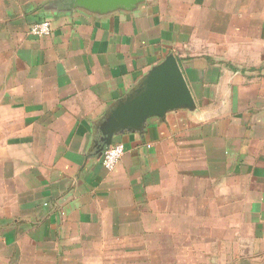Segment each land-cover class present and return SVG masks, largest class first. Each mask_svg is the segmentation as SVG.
Instances as JSON below:
<instances>
[{
    "label": "crops",
    "instance_id": "0c3cea01",
    "mask_svg": "<svg viewBox=\"0 0 264 264\" xmlns=\"http://www.w3.org/2000/svg\"><path fill=\"white\" fill-rule=\"evenodd\" d=\"M45 20L52 33L32 34ZM169 53L196 107L118 134L125 154L108 171L101 123ZM256 256L264 264V0L109 13L0 0V264Z\"/></svg>",
    "mask_w": 264,
    "mask_h": 264
},
{
    "label": "water",
    "instance_id": "95a60500",
    "mask_svg": "<svg viewBox=\"0 0 264 264\" xmlns=\"http://www.w3.org/2000/svg\"><path fill=\"white\" fill-rule=\"evenodd\" d=\"M145 0H74L76 6L109 13L118 9H133ZM196 101L183 73L177 56L169 53L153 66L141 84L119 100L107 113L100 125L101 152L114 143V138L124 131L145 129L151 117L164 118L179 109H194Z\"/></svg>",
    "mask_w": 264,
    "mask_h": 264
},
{
    "label": "built area",
    "instance_id": "2783aa9c",
    "mask_svg": "<svg viewBox=\"0 0 264 264\" xmlns=\"http://www.w3.org/2000/svg\"><path fill=\"white\" fill-rule=\"evenodd\" d=\"M53 30V26H52V22L49 20H45V21H41V22H36L34 23L31 28L30 31L32 34L37 35V36H48L52 33ZM122 146L123 147V155L122 157L118 160V162L116 163V165L114 167H107L105 165V160L107 158V154L109 152L110 148H113L115 146ZM125 145L123 143L120 142H114L112 143L110 146H107L103 152V166L108 170V171H113L117 165L119 164V162L121 161V159L123 158L124 154H125Z\"/></svg>",
    "mask_w": 264,
    "mask_h": 264
},
{
    "label": "rangeland",
    "instance_id": "374dc122",
    "mask_svg": "<svg viewBox=\"0 0 264 264\" xmlns=\"http://www.w3.org/2000/svg\"><path fill=\"white\" fill-rule=\"evenodd\" d=\"M212 232H208V234H207V236H209V234H211ZM215 233H221V232H215ZM214 234V233H213ZM227 235H229V233L227 234ZM245 245V242H241V245L239 246V250H238V255L240 256H245V255H249V254H251V252L250 253H248L247 252V250H246V248L243 246V245ZM210 249H213V248H210ZM225 251H224V250ZM206 251V253H214V251H208V247H207V250H202L201 252H205ZM227 251H229V248L228 247H226V248H222V252H223V257H228V252ZM247 253V254H246ZM259 255V254H258ZM263 257L262 256H256L254 259V264H262L263 262L261 261V259H262ZM206 264H212V263H206ZM219 264H229L228 262H222V263H219Z\"/></svg>",
    "mask_w": 264,
    "mask_h": 264
},
{
    "label": "clouds",
    "instance_id": "9594fccd",
    "mask_svg": "<svg viewBox=\"0 0 264 264\" xmlns=\"http://www.w3.org/2000/svg\"><path fill=\"white\" fill-rule=\"evenodd\" d=\"M123 155V147L122 146H115L113 148L109 149V152L107 154V158L105 160V165L107 167H114L118 160Z\"/></svg>",
    "mask_w": 264,
    "mask_h": 264
}]
</instances>
